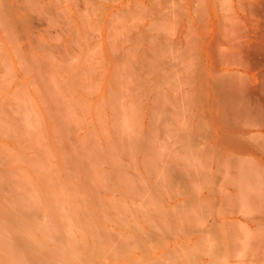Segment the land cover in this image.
I'll use <instances>...</instances> for the list:
<instances>
[{
	"label": "rangeland",
	"instance_id": "374dc122",
	"mask_svg": "<svg viewBox=\"0 0 264 264\" xmlns=\"http://www.w3.org/2000/svg\"><path fill=\"white\" fill-rule=\"evenodd\" d=\"M169 9L0 0V264H264V203L229 199L231 185L216 190L208 159H194L190 56Z\"/></svg>",
	"mask_w": 264,
	"mask_h": 264
},
{
	"label": "bare ground",
	"instance_id": "6f19581e",
	"mask_svg": "<svg viewBox=\"0 0 264 264\" xmlns=\"http://www.w3.org/2000/svg\"><path fill=\"white\" fill-rule=\"evenodd\" d=\"M163 1H165V0H163ZM168 1H170V6H173L175 8L176 15H177L178 21H179V24L176 23V25L178 24L179 28H180L179 44L182 48V50H180V51H182V54H184L185 56H187L188 54L190 56V58L188 59L189 61L187 62V60H186L185 65L183 64L184 60L182 62L180 61L182 64L180 62L179 63L181 65H183V66H181V74H183L186 77V78L185 77L184 78L187 80V82L185 83L186 85H184V84H181V85H183L182 86L183 88L185 86H188V90H185L184 92H187V94L190 95L189 98L187 97L188 95L185 97H187L190 100V102H191L190 105L192 107V109H191L192 110L191 111L192 112L191 113L192 114V117H191L192 127L190 128V131L192 130L191 131L192 137L191 136H189V137H190V139L192 138L190 141L192 142V146H193L192 148H193L194 154L196 155V157H194L195 155H193V157L196 161H198V163H199L198 165H201V166L205 165V164L203 165V163L205 161L207 162V160H205V158L208 159V163L205 162L206 164H208V166H206V167L209 170H211L212 185L215 187L216 190L219 191V189L222 187L227 188V187H229L227 185L230 184L232 188H230V189L227 188V190H228L227 197H229V199H231V200L234 199V198H232L233 192H234V195L238 196V199H237L238 201L239 200L242 202L244 201V204H242V206H244L248 202L249 204H251V206L254 207L253 204L255 202H258V203H255V207L258 204L259 205L258 209H259L260 204L264 203V0H168ZM165 3L167 4V1ZM166 6H169V5H166ZM166 6H165V8H166ZM170 10H174V9H169V11ZM175 11H170L169 13L172 12V15H173L175 13ZM163 15H165L166 20H167V18H168V20L171 19L170 18L171 15L167 14V12L165 14L163 12ZM167 15H170V17ZM176 15L175 14L173 15L174 19L177 18ZM173 18L171 19L172 21H174ZM168 20H167V22H168ZM176 20H175V22H178ZM170 22H168V25ZM175 22H173V23H175ZM164 24H166V23H164ZM175 29L176 28H174V30ZM178 33H179V31H178ZM170 41H171V39H170ZM167 42H168V40H167ZM172 43H173V41H172ZM166 45L168 46V43ZM176 45H178V44H176ZM180 46H178V47H180ZM176 49L177 48L174 45V49L172 51L175 50L174 53L176 52V54H177L179 49H177V51H176ZM169 52H170V50H169ZM187 52H189V53H187ZM182 54H179V55L181 56ZM171 56H173V55H171ZM180 56H178V58ZM178 58L176 60H179ZM180 58H183V56H181ZM166 59L168 60L169 57ZM1 60H2V58L0 59V62H1ZM176 60H175V62H176ZM7 61L9 62L10 60H7ZM3 63H4V61H3ZM2 64H1V67H2ZM5 64L6 63H4V67L6 66ZM22 64H23V62H22ZM169 64H170V61H169ZM169 64H167V65H169ZM179 66L180 65H178L177 70H178ZM4 67L1 69H4ZM29 67L27 68V71H28ZM1 69H0V71H1ZM163 69H165V68H163ZM23 70L25 71V68H23ZM27 71H25V72H27ZM32 72L30 70V73H32ZM178 72L175 71V73H178ZM2 73H3V71H2ZM2 73H1V75H2ZM30 73H28V74H30ZM175 75L173 74V76H175ZM3 76H4V74H3ZM4 78H5V76H4ZM11 78H14V77L11 76ZM11 78L9 77V79H11ZM182 80H183V78H182ZM186 80H184V81H186ZM31 81H33V80H31ZM182 83H183V81H182ZM19 86H21V85H19ZM182 87H180V88H182ZM18 88H20V87H18ZM22 89H23V87H22ZM25 91H27V90H25ZM15 92H16V89H15ZM22 92H20L19 94H22ZM23 94H25V92ZM4 96H6V92H4ZM4 96L2 97V99L4 98ZM17 96H18V94H17ZM14 97H15V95H14ZM15 98H17V97H15ZM15 98H14V100H15ZM19 98H17V99H19ZM21 98H22V96H21ZM21 98L18 102L22 101ZM28 101H30V100H28ZM5 104H7V103H5ZM21 104L24 105V103H21ZM12 105H13V103H12ZM19 105H20V103H19ZM190 105H188V106H190ZM0 106H1V104H0ZM31 106H32V104H31ZM34 106L36 107V105H34ZM11 107L13 108V106H11ZM17 107H18V105H17ZM5 108L6 107L4 106V109ZM186 108H188V107H186ZM0 109L2 110V108H0ZM13 109H15V108H13ZM18 109H20V108H18ZM15 110H13V111L15 112ZM18 111L19 110H16L15 115L17 114ZM24 112H25V110H24ZM4 113L5 112L3 111L2 114L4 116L8 114V113L7 114H4ZM29 113H28V115H30ZM34 113H35V110H34ZM9 114H10V111H9ZM18 114L20 116V114H22V112L18 113ZM11 115H9V117ZM14 116H12V119ZM21 117H23V116L21 115ZM39 117H41V116H39ZM33 118H35V117H33ZM2 121L3 120L0 121L1 124H2ZM28 121L29 120H27V123H28ZM31 122L32 121H30V123ZM5 123H6L5 126L8 127L6 121H5ZM34 124H35V121H34ZM12 125L9 126V128L12 127ZM29 125L30 124L28 123V125H26V126H29ZM37 126H38V124H37ZM3 127L4 126H2V128ZM32 128L33 127H31V131H32ZM27 129H30V128H27ZM37 130H39V129H37ZM34 131H36V130H34ZM9 133H12V132L10 131ZM23 135H24V132H23ZM19 136H22V135L19 134L18 137ZM186 138L188 139V136ZM22 139H24V137H22ZM32 141H33V138H32ZM190 141H189V143H191ZM29 143H31V142H29ZM3 144H2V148L5 149V146H3ZM27 146L30 147V145H27ZM0 148H1V146H0ZM7 148L8 147L6 146V150H4L5 152L7 151ZM24 151H25V149H24ZM193 151H191V152H193ZM5 152H4V155L6 154ZM9 154L10 153H8V156L5 155V157L6 156L9 157ZM170 154L172 155V153H170ZM185 155H187V154H185ZM190 155H192V154H190ZM28 158H29V156H28ZM21 159H23V158H21ZM9 160L11 161V163L14 164V162L12 161L13 160L12 158ZM23 160H21V161H23ZM30 160H32L31 156H30ZM188 160H187V163L189 164V162H191V161L188 162ZM195 160H194V162L193 161L192 162L197 164V162H195ZM184 162H185L186 166H188L186 161H184ZM191 164H189L190 168H191ZM47 165H48V163H47ZM5 166H6V164H5ZM201 166L199 167L200 172H201V169H200ZM193 167H195V165H193ZM48 168H49V166H47L46 171L49 170ZM185 168H187V167H185ZM202 169H203V167H202ZM186 170H185V172H186ZM188 170H190V169L188 168ZM199 171L197 170V172H199ZM9 174H11V171ZM198 174H200V173H198ZM13 176H11V177H13ZM185 177H186V175H185ZM14 178H15V176H14ZM183 178L184 177L182 176V179ZM11 179H13V178H11ZM5 180H7V179H5ZM9 180L7 181V185L9 184L8 183ZM15 181H17V180H15ZM23 182H25V181H23ZM27 182H29V181H27ZM27 182L25 183L26 186H27ZM199 184H201V182ZM29 185H31V184H29ZM32 185H33V182H32ZM29 187L32 188L31 186H29ZM13 189L10 191H13ZM8 190H9V188H8ZM14 191H15V189H14ZM225 191L226 190H224V192ZM17 194H15L16 197H18ZM224 195H226V193ZM223 196L220 195V193H219V199L225 200L223 198ZM235 196H233V197H235ZM237 196H236V198H237ZM19 199L22 200V198H19ZM21 200H19V201L21 202ZM216 200H218V199H216ZM226 200H227V198H226ZM226 200H225V202H227ZM19 201H17V202H19ZM32 202H33V200H32ZM259 202H261V203H259ZM239 203H241V202H239ZM6 204L8 205V203H6ZM11 204H14V203L12 202ZM237 204H238V202H237ZM218 205H219V203H218ZM225 205H227V203H225ZM262 205H264V204H262ZM251 206H249V207L251 208ZM13 207H12V209H14ZM244 207H242V208L244 209ZM253 207H252V210L250 209L248 212V213L252 214V216L254 215L255 218H252V220L258 219V217H259V214L256 215L254 213L255 209ZM262 208H264V207H262ZM245 210H246V208H245ZM253 210H254V212H251ZM260 211L258 210V211H256V213L257 212L259 213ZM15 212H16V210H15ZM222 213H224V212H222ZM225 213H227V212H225ZM262 213H264V212H262ZM230 214H231V211H230L229 215ZM243 214H242V216H243ZM23 215H25V214H23ZM262 215H264V214H262ZM245 216H247V214H245ZM250 219H251V215H250ZM260 220L264 221V218H262L261 215L259 217V221ZM18 223H20V221H18ZM25 232L26 231H24V233ZM26 234L28 235V233H26ZM31 236L33 237L34 235L32 234ZM29 237H30V235H29ZM26 238H27V236H26ZM26 240L28 241V239H26ZM30 244H32V242H30ZM33 244L35 245L36 243L34 242ZM71 244H72V242H71ZM67 245H68V243H67ZM67 245H65V246H67ZM36 246L37 245H35L34 248H36ZM39 246H40V244H39ZM31 247H30V249L33 250V247L32 248ZM9 250H11V248H9ZM35 250H37V249H35ZM39 250H40V247H39ZM50 250H52V249H50ZM54 250H56V249H54ZM29 252H31V251H29ZM19 253H21V252H19ZM26 254L29 255L30 253L27 252ZM27 255H26V257L30 258V256H27ZM30 255H32V254H30ZM37 256L39 259L40 258L39 255H37ZM31 258H32V256H31ZM40 261L41 260H39V264H42V262L40 263ZM42 261H45V260L42 259ZM36 264H37V262H36Z\"/></svg>",
	"mask_w": 264,
	"mask_h": 264
}]
</instances>
